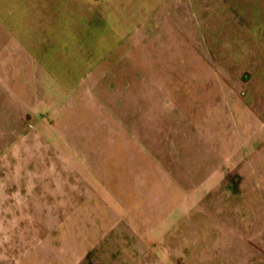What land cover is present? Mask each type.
<instances>
[{
    "label": "rangeland",
    "instance_id": "374dc122",
    "mask_svg": "<svg viewBox=\"0 0 264 264\" xmlns=\"http://www.w3.org/2000/svg\"><path fill=\"white\" fill-rule=\"evenodd\" d=\"M264 262V0H0V264Z\"/></svg>",
    "mask_w": 264,
    "mask_h": 264
},
{
    "label": "water",
    "instance_id": "95a60500",
    "mask_svg": "<svg viewBox=\"0 0 264 264\" xmlns=\"http://www.w3.org/2000/svg\"><path fill=\"white\" fill-rule=\"evenodd\" d=\"M251 264H264V262L261 260H255L253 262H251Z\"/></svg>",
    "mask_w": 264,
    "mask_h": 264
}]
</instances>
